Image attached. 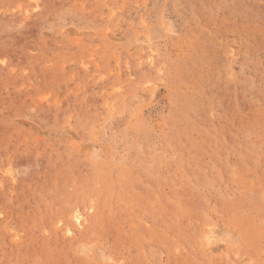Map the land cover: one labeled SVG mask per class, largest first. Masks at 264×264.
Segmentation results:
<instances>
[{
    "label": "rangeland",
    "instance_id": "374dc122",
    "mask_svg": "<svg viewBox=\"0 0 264 264\" xmlns=\"http://www.w3.org/2000/svg\"><path fill=\"white\" fill-rule=\"evenodd\" d=\"M0 264H264V0H0Z\"/></svg>",
    "mask_w": 264,
    "mask_h": 264
}]
</instances>
